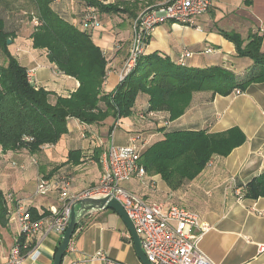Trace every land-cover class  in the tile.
<instances>
[{
  "label": "crops",
  "instance_id": "1",
  "mask_svg": "<svg viewBox=\"0 0 264 264\" xmlns=\"http://www.w3.org/2000/svg\"><path fill=\"white\" fill-rule=\"evenodd\" d=\"M142 1L148 5L147 9L163 5L168 0ZM70 4L74 10L69 9ZM56 7L70 21H75L73 16L81 13L82 5L60 3ZM119 19L121 30L118 28L117 34L124 32L125 38L117 39L107 51L102 50L108 61V75L103 87L107 94L113 93L121 84L120 72L130 49L134 18H129L128 14H101L102 25H111ZM194 22L192 26L171 22L158 25L152 33L146 55L157 53L179 64L182 54L190 51L193 57L185 60V67H220L240 79L258 71L250 58L238 56L235 45L223 33H237L246 43L252 35L262 36L264 53V0H215L211 10L197 16ZM32 32H16L11 51L22 66L34 70V84L49 91L50 103L55 104L58 97H69L76 92L79 83L57 70L44 51L33 49ZM13 47H16L14 52ZM147 108L148 98L140 97L133 115L120 119L117 128L114 127L117 121L114 116L94 125L69 119L68 133L57 145L43 148L37 154L22 150L0 155V184L7 185L8 194L14 196V202L7 201V222L0 225L1 264L6 263L10 252L8 247L11 243L15 245L20 236L15 218L18 205L35 208L40 214L53 207L60 209L62 199L57 180L61 174L70 178L72 194L96 187L105 171L112 141L125 146L131 138L137 137L141 142L146 141L145 152L152 144L163 140L167 131L219 134L232 128H239L246 136V142L228 157H213L197 178L186 182L177 191L171 190L160 175L147 172L144 179H131L122 187L148 202L160 203L166 208L180 206L198 214L211 227L201 239L200 249L213 263L264 264V252L259 251V246L264 245V198L252 201L240 198L238 194L239 185L264 175V83L252 84L240 95L235 92L227 96L212 92L195 93L188 110L174 122H168L166 112L155 113L153 118H140L138 114ZM72 152L78 155L69 160ZM34 158L37 164L32 163ZM40 177L53 183V189L46 197L36 195ZM128 234L126 225L114 211L91 212L80 220L71 241L75 251L68 249L63 264H104L95 259L99 252L120 264H141ZM61 240L60 235L42 229L34 238L39 259L32 262L27 257L26 264H53Z\"/></svg>",
  "mask_w": 264,
  "mask_h": 264
},
{
  "label": "trees",
  "instance_id": "2",
  "mask_svg": "<svg viewBox=\"0 0 264 264\" xmlns=\"http://www.w3.org/2000/svg\"><path fill=\"white\" fill-rule=\"evenodd\" d=\"M31 1L36 12L31 34L33 49L44 51L57 70L78 81L79 88L69 97H58L55 104H51V93L29 82V70L13 55L11 46L15 33L7 30L5 20L0 17V54L3 58V64H0V148L3 152L26 150L37 154L46 145L55 146L68 133L69 119L94 125L109 116L116 120L129 118L142 96L148 98V108L138 114L140 118L151 112H166L168 122H174L188 110L195 93L227 96L236 91L244 93L252 84L264 83L263 37L252 35L246 43L239 34L225 32L224 37L235 45L238 56L250 58L258 67L257 72L240 79L220 67L190 69L157 53L145 54L125 81L113 93L107 94L103 87L108 75V61L93 40V29L83 28V18L88 8H94L100 24L101 14H128L129 18L135 19L138 15L131 6L139 3L138 0L130 4L128 0L109 3L101 0ZM65 1L79 3L84 8L81 7L77 17L73 16L75 21H70L57 9L56 5ZM164 137L146 149L141 164L148 174L160 175L173 191L197 178L213 157H228L246 142V136L239 128L219 134L167 131ZM77 155L70 153L69 160ZM239 188L243 199L264 198V175L254 177ZM7 201L0 186V225L7 222ZM27 212L34 222L53 215L51 211L40 214L32 207ZM16 245L25 257L35 243H27L26 237L20 234Z\"/></svg>",
  "mask_w": 264,
  "mask_h": 264
},
{
  "label": "built area",
  "instance_id": "3",
  "mask_svg": "<svg viewBox=\"0 0 264 264\" xmlns=\"http://www.w3.org/2000/svg\"><path fill=\"white\" fill-rule=\"evenodd\" d=\"M214 1L168 0L163 5L141 12L132 21L130 49L120 72V82L125 81L136 68L140 57L146 54L152 33L158 25L171 22L192 26L197 16L211 10ZM99 25H101L100 18L96 10L88 8L83 18V28L90 30ZM192 57L193 53L185 51L179 62L185 65V60ZM28 80L34 83V70H29ZM235 93L241 94L239 91ZM148 116L155 117V112L149 113ZM165 125H168V122ZM118 126L119 120L116 121L114 127ZM52 146L46 145L43 148ZM146 146V141L141 142L137 137L131 138L129 144L125 146H118L112 141L108 147V162L99 184L87 191L72 194L70 178L65 174L59 175L57 181L62 199L61 208H51L52 218L34 222L27 209L18 205L15 218L19 224L20 234L26 237L27 243H34L35 236L42 229L63 237L70 222L71 208L74 203L83 199L110 197L116 199L124 207L140 237L142 248L152 264H215L200 249V241L211 230V227L204 223L198 214L180 206L166 208L163 204L148 202L122 187L123 183L131 179L142 180L146 177V170L141 164V157ZM0 152H3L1 148ZM32 163L37 164V159H32ZM52 189L53 183L50 179L44 177L38 179L36 195L46 197ZM238 194L242 198L240 190ZM7 200L14 202L13 195H7ZM128 239H131L130 234H128ZM69 248L75 251L72 244ZM259 251L264 252V245L259 246ZM39 256L38 249L33 247L27 256L23 257L20 247L15 244L5 264H26L27 257L32 262H37ZM95 259L104 264H120L102 252L97 253Z\"/></svg>",
  "mask_w": 264,
  "mask_h": 264
},
{
  "label": "rangeland",
  "instance_id": "4",
  "mask_svg": "<svg viewBox=\"0 0 264 264\" xmlns=\"http://www.w3.org/2000/svg\"><path fill=\"white\" fill-rule=\"evenodd\" d=\"M104 3L109 2H120L124 0H101ZM129 2H133V0H128ZM136 5L131 6V9H134L136 15H139L141 12L145 11L148 6L146 3H142L144 1L138 0ZM62 3H72L70 1H65ZM133 3H131L132 5ZM75 6V4H73ZM70 10H74L75 8L72 5H69ZM148 9V8H147ZM0 17L5 20L7 30L9 32H23L29 34L35 28V18L36 12L32 5L31 0H0ZM111 25H99L98 27L93 29V38L96 44H99L102 50L107 51L109 48L115 45V41L117 39L123 40L125 38V33L121 32V34H117L121 30L120 19L115 20V22H111ZM115 25L116 27L114 28ZM120 30H119V29ZM102 34V37H101ZM131 42V39H130ZM16 47H13V52ZM0 64H3V58L0 54ZM5 154V152H0V155ZM1 190L4 196L7 198L8 194V186L4 184H0ZM9 195V194H8ZM13 195V194H12ZM14 197V196H13ZM10 237L11 235L8 234ZM8 246V245H7ZM14 247L13 243H11L10 250ZM5 248V247H4ZM1 260V259H0ZM1 264V263H0Z\"/></svg>",
  "mask_w": 264,
  "mask_h": 264
},
{
  "label": "water",
  "instance_id": "5",
  "mask_svg": "<svg viewBox=\"0 0 264 264\" xmlns=\"http://www.w3.org/2000/svg\"><path fill=\"white\" fill-rule=\"evenodd\" d=\"M8 44H11V40L8 41ZM102 210H112L122 219L127 227L128 233L131 236L136 255L141 264H152L148 260L142 248L140 237L137 234L134 224L127 215L124 207L116 199L110 197L100 199H83L73 204L71 208L72 213L70 222L55 253L53 264H63V259L66 256L72 238L77 231V226L79 225L80 220L91 212Z\"/></svg>",
  "mask_w": 264,
  "mask_h": 264
}]
</instances>
